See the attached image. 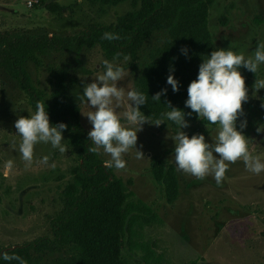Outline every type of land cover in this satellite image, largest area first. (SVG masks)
I'll return each mask as SVG.
<instances>
[{
    "label": "rangeland",
    "instance_id": "374dc122",
    "mask_svg": "<svg viewBox=\"0 0 264 264\" xmlns=\"http://www.w3.org/2000/svg\"><path fill=\"white\" fill-rule=\"evenodd\" d=\"M28 2H32L31 8H27ZM51 2L58 6L55 12L40 7L39 0H0V37H70L92 25L114 24L118 17L135 9L132 1L116 7L85 0ZM208 28L215 49L230 47L237 54L250 56L257 42L264 41V0H213ZM163 38L164 34H155L134 61L108 60L125 70V78L118 82V87L135 90L137 79L161 47ZM103 60L106 59L95 47L83 49L79 54L36 56L26 64V71L33 86L48 100L57 91L61 75H66V83L75 80V89L64 92L62 98L81 103L80 125L88 133L92 125L82 113L92 109L82 99L83 82L91 83L105 71ZM242 76L249 99L242 104L243 115L237 120V129L241 130V121H247L242 132L249 150L264 161V133L256 131L264 125L261 107L264 89L253 94L255 79H264V64L256 77L249 72ZM33 113L17 84L0 72V251L51 236L50 222L62 210L61 194L77 159L76 153H70L63 135L62 144L67 151L61 153L50 143H38L34 146L31 165H26L18 152L21 137L14 122L18 116ZM203 122L201 119L189 122L190 126L182 130L189 137L203 134L206 142L211 143L217 126L207 129ZM121 123H127L123 117ZM176 131L177 126L168 122L159 126L145 123L137 133V148L145 158L137 159L132 148L123 154L124 169L112 167L117 177L132 182L129 190L135 198L158 216L157 223L143 232L144 242L155 252L152 264H264V171L258 175L249 172L243 161L238 160L229 164L221 185L211 175L197 179L177 169L174 141L169 138ZM98 154L109 165L111 157L102 149ZM44 156L49 158L47 164L41 162ZM8 160L13 161V168L5 174ZM157 160L175 169L179 196L172 205L166 204L162 186L153 179L152 163ZM52 258L47 257L43 262ZM127 261L134 264L130 254Z\"/></svg>",
    "mask_w": 264,
    "mask_h": 264
},
{
    "label": "trees",
    "instance_id": "16d2710c",
    "mask_svg": "<svg viewBox=\"0 0 264 264\" xmlns=\"http://www.w3.org/2000/svg\"><path fill=\"white\" fill-rule=\"evenodd\" d=\"M90 4L116 7L132 1L134 10L120 16L114 24L92 25L85 31L70 37H49L20 35L11 38L0 37V72L14 81L23 92L33 112L36 102L45 103V110L51 124L65 123L63 132L71 154L77 159L69 173L70 178L62 191V210L50 222L51 236L39 238L0 251V264H18V261H4L2 254L19 255L27 264H130L127 255L134 258V264H152L155 252L144 242L143 232L158 221V216L129 190L132 182L117 177L111 166L106 165L98 153L88 151L93 146L88 133L80 125L81 103L62 98V94L75 89L76 81L66 83V75L59 77L58 89L48 100L37 90L26 71V64L36 56L79 54L83 49L99 48L106 60L123 61L129 56L137 59L142 46L155 34H164L161 47L151 62L144 67L137 79L135 90L147 97V104L140 110L155 122L169 111L167 102L173 107L191 112L185 107L188 85L197 78L202 58H207L215 49L208 28V13L213 0H85ZM39 6L55 12L57 4L51 0H39ZM105 32L116 33L120 39H102ZM187 47V55L181 52ZM119 54V55H117ZM171 74L179 83V90L173 92L167 83ZM239 70L242 73L249 72ZM167 89L160 102L152 96ZM188 122H196L197 114L186 115ZM175 125L174 122L164 119ZM215 127L216 125H203ZM206 127V126H205ZM154 181L163 188L166 204H174L179 196V182L172 165L161 160L152 163ZM126 250L125 255H123ZM53 257L49 262H43Z\"/></svg>",
    "mask_w": 264,
    "mask_h": 264
},
{
    "label": "clouds",
    "instance_id": "9594fccd",
    "mask_svg": "<svg viewBox=\"0 0 264 264\" xmlns=\"http://www.w3.org/2000/svg\"><path fill=\"white\" fill-rule=\"evenodd\" d=\"M102 39L112 41L120 37L116 33L105 32ZM181 52L187 55V47H183ZM124 59L127 61L130 57L124 56ZM102 64L105 69L102 74L97 75L91 83L83 82L82 99L92 110L82 114L92 125L88 139L93 146L88 151L99 153L102 149L103 153L111 157L109 166L117 170L124 169L126 162L122 158L123 154L132 148L136 150L137 159L145 158L144 153L137 148V133L145 123L159 126L166 118L177 126L176 133L169 138L174 141L173 158L178 170L201 180L211 175L217 185H221L229 164L238 160L243 161L249 172L258 175L264 171V161L260 155L249 150L247 137L242 132L247 121H241V130L237 129V120L243 115L242 104L249 99L245 78L239 69L243 67L256 77L260 65L264 64V41H258L253 54L247 57L243 53H235L230 47L211 51L207 58H202L197 78L187 88L185 107L190 108L191 112L186 114L167 102L164 105L170 110L155 122L140 110L142 105L147 104V97L142 92L134 89L125 91L124 87L117 86L125 78L124 68L108 60H103ZM169 71L167 83L172 86L173 92H177L179 83L171 74L174 69L170 68ZM261 89H264V79L256 78L253 94ZM166 91L162 89L152 99L160 102ZM35 107L33 114L18 116L14 122L16 133L21 137L18 152L26 165H31L34 146L38 143H50L61 153L67 151L62 140L68 126L63 122L51 124L44 102L37 101ZM261 107L264 108V103ZM192 113L208 124L217 126V134L211 143L206 142L203 134L189 137L182 130L190 126L185 117ZM122 117L126 125L121 123ZM256 131L258 134L264 133V125L258 126ZM48 159L44 156L41 162L47 164ZM4 167L7 174L13 168V161L8 160ZM2 259L27 264L24 258L8 252L2 254Z\"/></svg>",
    "mask_w": 264,
    "mask_h": 264
},
{
    "label": "built area",
    "instance_id": "2783aa9c",
    "mask_svg": "<svg viewBox=\"0 0 264 264\" xmlns=\"http://www.w3.org/2000/svg\"><path fill=\"white\" fill-rule=\"evenodd\" d=\"M32 5H33L32 2H28V3L26 4L27 8H31Z\"/></svg>",
    "mask_w": 264,
    "mask_h": 264
},
{
    "label": "water",
    "instance_id": "95a60500",
    "mask_svg": "<svg viewBox=\"0 0 264 264\" xmlns=\"http://www.w3.org/2000/svg\"><path fill=\"white\" fill-rule=\"evenodd\" d=\"M12 249H14V248H12Z\"/></svg>",
    "mask_w": 264,
    "mask_h": 264
}]
</instances>
